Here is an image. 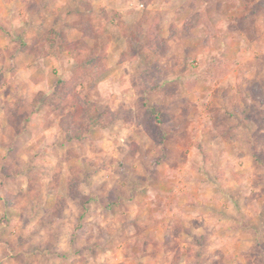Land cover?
<instances>
[{
	"label": "rangeland",
	"instance_id": "rangeland-1",
	"mask_svg": "<svg viewBox=\"0 0 264 264\" xmlns=\"http://www.w3.org/2000/svg\"><path fill=\"white\" fill-rule=\"evenodd\" d=\"M260 157L264 0H0V264H264Z\"/></svg>",
	"mask_w": 264,
	"mask_h": 264
},
{
	"label": "trees",
	"instance_id": "trees-1",
	"mask_svg": "<svg viewBox=\"0 0 264 264\" xmlns=\"http://www.w3.org/2000/svg\"><path fill=\"white\" fill-rule=\"evenodd\" d=\"M53 36L50 42L46 43L47 50L50 51L53 49V39H55L54 35H58L55 32H52ZM23 42V41H21ZM100 68L94 71L103 70L102 65L103 63H99ZM156 88V83L151 85V89ZM147 91V90H146ZM72 83L68 80L60 78L54 87V100L53 97L46 96V93H40V99L33 102V106L37 109H41L42 105H49L52 107H56L57 109L60 108L62 113H64V117L62 120V126L66 131V138L69 141L72 140H80L84 137V128L89 127L90 129L94 128H101L105 129L108 128L115 119L118 117L117 113L113 112L111 109H106L102 112L94 113V104L89 100H85L84 98L79 97L78 95L74 94ZM149 116H153L154 119L151 120L150 123L152 125H161L163 123L162 114L160 110L156 106H150L148 108ZM148 131H151L152 128L149 126L147 127ZM258 136L256 135L255 138ZM251 141V140H250ZM255 150L258 149L257 141L250 142ZM260 147V146H259ZM256 156V155H255ZM258 162L264 165V158H259ZM201 243L200 240L197 241Z\"/></svg>",
	"mask_w": 264,
	"mask_h": 264
},
{
	"label": "crops",
	"instance_id": "crops-1",
	"mask_svg": "<svg viewBox=\"0 0 264 264\" xmlns=\"http://www.w3.org/2000/svg\"><path fill=\"white\" fill-rule=\"evenodd\" d=\"M143 6H144V5H143ZM89 201H92V200L90 199ZM1 248H2V246H1ZM5 261H6V260H5ZM4 264H6V262H5Z\"/></svg>",
	"mask_w": 264,
	"mask_h": 264
}]
</instances>
